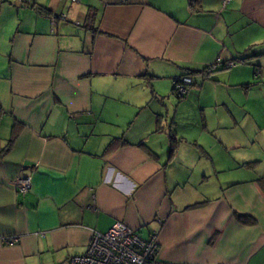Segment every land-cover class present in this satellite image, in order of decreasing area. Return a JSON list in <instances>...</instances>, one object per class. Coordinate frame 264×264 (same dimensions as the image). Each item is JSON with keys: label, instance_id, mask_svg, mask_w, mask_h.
Returning a JSON list of instances; mask_svg holds the SVG:
<instances>
[{"label": "crops", "instance_id": "0c3cea01", "mask_svg": "<svg viewBox=\"0 0 264 264\" xmlns=\"http://www.w3.org/2000/svg\"><path fill=\"white\" fill-rule=\"evenodd\" d=\"M29 3L0 0V264L116 222L161 262L264 264V0Z\"/></svg>", "mask_w": 264, "mask_h": 264}, {"label": "built area", "instance_id": "2783aa9c", "mask_svg": "<svg viewBox=\"0 0 264 264\" xmlns=\"http://www.w3.org/2000/svg\"><path fill=\"white\" fill-rule=\"evenodd\" d=\"M27 6L29 0H19ZM64 18V16H62ZM219 63L205 68L204 73L212 72ZM192 79L189 75L176 78L173 92L177 98L187 95ZM19 191L31 189V175L25 173L16 179ZM19 239L16 235L1 238L4 244H13ZM158 243L156 236L140 237L134 230L122 222H116L106 232L93 231L91 239L82 255L69 257L65 264H179L161 262L156 258Z\"/></svg>", "mask_w": 264, "mask_h": 264}, {"label": "trees", "instance_id": "16d2710c", "mask_svg": "<svg viewBox=\"0 0 264 264\" xmlns=\"http://www.w3.org/2000/svg\"><path fill=\"white\" fill-rule=\"evenodd\" d=\"M195 3L196 0H192V3ZM0 112H1V108H0ZM238 219H240L241 221H245L247 220L250 223H255V220L253 218H251L250 216H246V215H237Z\"/></svg>", "mask_w": 264, "mask_h": 264}]
</instances>
